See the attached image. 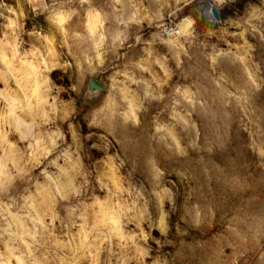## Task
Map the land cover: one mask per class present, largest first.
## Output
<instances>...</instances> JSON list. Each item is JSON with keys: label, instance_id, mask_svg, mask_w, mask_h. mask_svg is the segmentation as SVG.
<instances>
[{"label": "clouds", "instance_id": "1", "mask_svg": "<svg viewBox=\"0 0 264 264\" xmlns=\"http://www.w3.org/2000/svg\"><path fill=\"white\" fill-rule=\"evenodd\" d=\"M0 264H264V0H0Z\"/></svg>", "mask_w": 264, "mask_h": 264}, {"label": "water", "instance_id": "2", "mask_svg": "<svg viewBox=\"0 0 264 264\" xmlns=\"http://www.w3.org/2000/svg\"><path fill=\"white\" fill-rule=\"evenodd\" d=\"M93 88L99 87L98 85H96L95 83H93L92 85Z\"/></svg>", "mask_w": 264, "mask_h": 264}]
</instances>
